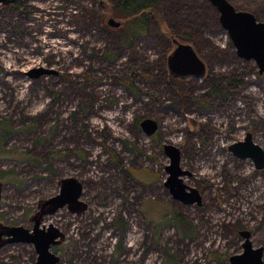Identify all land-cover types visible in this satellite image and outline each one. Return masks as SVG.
<instances>
[{
    "label": "rangeland",
    "instance_id": "obj_1",
    "mask_svg": "<svg viewBox=\"0 0 264 264\" xmlns=\"http://www.w3.org/2000/svg\"><path fill=\"white\" fill-rule=\"evenodd\" d=\"M105 1L0 8V121L9 131L0 154V264H37L35 246L8 242L6 229L32 230L68 178L83 183L81 204L46 212L41 222L60 231L52 247L58 264H169L168 254L179 264H231L243 251L239 229L264 246V167L229 149L247 133L264 149L256 62L238 56L208 0H160L168 25L207 65L204 78L174 79L167 68L174 46L156 25L130 47L122 28L103 21L122 19L117 0ZM229 1L264 21V0ZM36 69L51 72L32 77ZM212 79L229 99L204 102L213 99ZM129 80L141 98L125 87ZM146 119L158 123L151 135L141 127ZM166 144L181 149L190 172L183 181L202 204H184L165 186ZM172 210L185 219L182 229L168 223Z\"/></svg>",
    "mask_w": 264,
    "mask_h": 264
},
{
    "label": "water",
    "instance_id": "obj_2",
    "mask_svg": "<svg viewBox=\"0 0 264 264\" xmlns=\"http://www.w3.org/2000/svg\"><path fill=\"white\" fill-rule=\"evenodd\" d=\"M12 0H0V5L10 3ZM219 11V18L222 26L229 33L239 57L246 60L253 59L264 75V21L249 11L237 10L228 0H208ZM108 24L118 28L121 23L115 18H109ZM174 48L167 57L168 72L173 78L186 80L188 78H204L207 75V65L198 55L194 46L188 42L173 39ZM50 70L39 69L30 72L32 77H39L43 73H50ZM143 130L151 135L157 130L158 123L152 119H146L141 123ZM242 158L252 159L256 167H264V149L255 143L252 134L247 133L245 140L229 147ZM170 163L166 170L169 174L165 186L170 189L174 198L187 205L202 204V194L195 188L188 186L183 181V176L190 175V172L182 169V152L178 146L166 144L164 146ZM83 183L77 178H68L62 181L60 192L48 199L45 205L48 207L42 211L37 218L32 230L24 226H11L6 229L8 242L31 243L38 253L37 264H58L59 256L52 251L53 245L60 238V231L54 228L45 229L41 227L42 217L46 212H56L68 206L75 209L81 204ZM244 239L243 251L230 256L231 264H264V246L256 247L251 240V231H241Z\"/></svg>",
    "mask_w": 264,
    "mask_h": 264
},
{
    "label": "trees",
    "instance_id": "obj_3",
    "mask_svg": "<svg viewBox=\"0 0 264 264\" xmlns=\"http://www.w3.org/2000/svg\"><path fill=\"white\" fill-rule=\"evenodd\" d=\"M159 1L160 0H117L116 2L113 3L114 10L122 15L121 16L122 19L119 20L121 25L120 27H118V30L122 28L123 33H126V38H124L122 35L119 36V32L117 29H115V31L111 30V32L113 34L118 35L123 42H126V44L131 47L135 38L147 34L150 30V25L154 23L158 30L157 33L160 39H162L164 42H168L169 46L173 47L174 46L173 39L174 38L178 40L181 39L180 36L175 32V30L168 25L167 19L164 17L163 12L161 10ZM20 2L21 0H12L10 3L2 4L0 8L2 9V7L3 8L12 7L15 10L21 11L22 8L19 6ZM105 3L106 1L104 0L103 6L105 5ZM237 9L244 10L241 8H237ZM114 10H112L113 11L112 13H114ZM256 16L259 20V16L257 14ZM103 21L108 24L107 20L103 19ZM188 43L192 44L195 47L193 42H188ZM143 75L145 77L147 76L145 73H143ZM147 78L150 79L151 77L147 76ZM212 80H213V85L208 94L211 95L213 99H208L207 101L204 102L211 105L212 102H214L218 98L229 99L230 93L223 90V88L221 87L222 82L215 81V79ZM230 83H234V85H237L234 79L230 80ZM123 84L136 98H141L142 95H144V91L135 85L134 80L123 81ZM8 132H9L8 126L4 125V123L0 121V150H2L0 152L1 155H3L2 153H5V149L3 146H4V140L7 137ZM108 152L111 151L108 150ZM113 160L114 162H117V159H115V157ZM118 163L117 166L120 167ZM0 174L1 175L3 174L4 176L5 173L0 172ZM3 176H1L0 179H3ZM10 178L7 179L10 180ZM184 222L185 219L181 215L180 211H173V210L170 211V219L168 220L169 224H172L174 227L182 229L183 228L182 225ZM241 231L242 230L239 229L238 233L240 234ZM168 255L170 257L168 258L167 261L169 264H179L174 255H170V254Z\"/></svg>",
    "mask_w": 264,
    "mask_h": 264
}]
</instances>
